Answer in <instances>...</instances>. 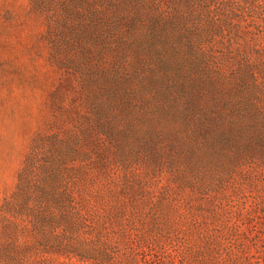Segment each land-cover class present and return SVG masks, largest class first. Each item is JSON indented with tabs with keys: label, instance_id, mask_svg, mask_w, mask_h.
<instances>
[{
	"label": "rangeland",
	"instance_id": "rangeland-1",
	"mask_svg": "<svg viewBox=\"0 0 264 264\" xmlns=\"http://www.w3.org/2000/svg\"><path fill=\"white\" fill-rule=\"evenodd\" d=\"M0 264H264V0H0Z\"/></svg>",
	"mask_w": 264,
	"mask_h": 264
}]
</instances>
